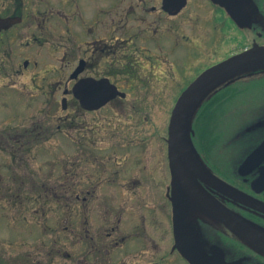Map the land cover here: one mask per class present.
Wrapping results in <instances>:
<instances>
[{
    "label": "rangeland",
    "instance_id": "rangeland-1",
    "mask_svg": "<svg viewBox=\"0 0 264 264\" xmlns=\"http://www.w3.org/2000/svg\"><path fill=\"white\" fill-rule=\"evenodd\" d=\"M81 1L28 0L26 23L11 32L13 48L20 54L15 64L20 59L21 65H16V72L0 71V246L5 251L4 264H87L79 258L83 227L58 231L71 218L70 210L62 211V206H97L98 217L91 207L86 218L106 219L103 206L156 205L163 191L160 184L169 180L165 156L171 111L195 65L179 67L168 60L157 64L140 56L146 66L131 70L130 57L119 46L102 41L95 47H79ZM98 4L102 10L108 5ZM122 7L125 4L117 5L115 22L117 36L125 37L129 19ZM190 13L182 15L180 28L191 27L194 15ZM87 17L86 27L96 29L94 18ZM97 29L98 33L87 31L86 40L111 36L103 23ZM26 57L31 63L23 68ZM81 57L90 62L83 74L111 77L128 92V99L117 98L96 111L84 110L71 93L75 80L70 79ZM66 88L68 108L63 109ZM228 106L232 112L226 115L224 128L236 140L241 130V97ZM57 123L63 125L62 131L52 137ZM82 142L84 146L79 145ZM46 206L53 209L55 226L48 252L40 247L46 241L40 221L46 219ZM38 247L43 254L34 255Z\"/></svg>",
    "mask_w": 264,
    "mask_h": 264
},
{
    "label": "flooded vegetation",
    "instance_id": "flooded-vegetation-1",
    "mask_svg": "<svg viewBox=\"0 0 264 264\" xmlns=\"http://www.w3.org/2000/svg\"><path fill=\"white\" fill-rule=\"evenodd\" d=\"M88 1L87 5L82 0L79 9L78 22L82 31L79 47L85 44L95 47L102 41L106 45L119 46L123 55L130 57L131 60L127 62L131 70L136 66H146L147 62L141 60L142 56L157 64L168 60L179 67L195 65L176 97L207 68L251 48H264V0ZM102 2L108 3L106 9L100 8L98 3ZM182 2L185 5L175 11ZM118 4H125L122 7L125 10L123 15L129 19L125 37L117 36L115 19ZM189 10L194 15L191 27L180 28L179 20ZM98 12L100 17L96 16ZM87 16L94 18L96 29L86 27ZM108 16L107 20H101ZM0 17L17 20L0 31V71L12 69L16 72V65H21L20 59L15 64L20 54L13 48L10 37L15 28L26 23L28 0H0ZM102 23L110 28L111 36L107 39L101 35V38L86 40L84 35L87 31L95 30L93 33H98L100 29L97 28L102 27ZM119 42H126V45L117 44ZM134 58L138 59L132 61ZM81 62L84 63L83 69L77 78H72ZM30 63L31 60L26 57L23 68ZM89 63L88 58L81 57L70 79L76 82L86 77L108 78L127 94L115 99H128V92L111 77L83 74ZM66 90L68 92H65L64 98L69 93V89ZM239 97L241 130L234 140L227 136L224 119L232 112L228 104ZM207 103V124L211 133L201 139L197 138L195 131L194 143L198 155L211 172L241 191V199L198 178L200 185L218 203L206 205L196 193L184 197L181 206H175L173 200L179 198L181 193L171 183L169 157L166 154L169 180L160 184L163 191L156 205L143 206L142 202L141 206H103L108 213L107 218L93 220L86 216L92 207V211L97 213L94 216L98 217L97 206H76L71 209L62 206V211L70 210L71 218H66L67 224L58 231L67 232L69 227H83L80 228L83 240L79 258L87 264H264V65L221 84L211 93ZM214 114L219 115L217 119L220 121L214 120ZM33 127L36 128L35 123ZM10 128L16 129L15 126ZM33 130L30 132L32 136ZM79 145L84 146L83 142ZM45 209L46 219L40 220L45 232L39 229L41 235L45 233L46 236V241L40 247L47 251L53 243L55 226L53 209L50 206ZM229 211L232 218L225 216L230 215ZM41 223L39 227H42ZM40 247L34 255L43 254ZM4 257V248L0 246V264H4Z\"/></svg>",
    "mask_w": 264,
    "mask_h": 264
},
{
    "label": "water",
    "instance_id": "water-1",
    "mask_svg": "<svg viewBox=\"0 0 264 264\" xmlns=\"http://www.w3.org/2000/svg\"><path fill=\"white\" fill-rule=\"evenodd\" d=\"M185 5L182 2L175 8L178 11ZM167 9L168 5H167ZM17 20L0 17V31L9 27ZM264 65V48H251L235 54L228 59L207 68L194 79L178 97L169 122L168 148L170 168L174 185L178 188L181 196L174 198L175 206L184 203V197L197 194V197L206 205L213 206L218 203L210 197L198 182V178L215 184L225 193L240 198L241 191L229 185L213 174L200 160L192 140L193 120L201 106L209 99L211 93L221 84L241 73ZM84 63L73 72L72 78H77L83 69ZM65 92H68L66 90ZM74 97L80 101L84 109L96 110L106 105L117 96L126 97V92L118 89L108 78L95 79L93 77L81 78L72 88ZM63 108L68 107L67 98H63ZM230 212V211H229ZM231 217L230 215H225ZM237 231V230H235ZM241 233V231H237Z\"/></svg>",
    "mask_w": 264,
    "mask_h": 264
},
{
    "label": "trees",
    "instance_id": "trees-1",
    "mask_svg": "<svg viewBox=\"0 0 264 264\" xmlns=\"http://www.w3.org/2000/svg\"><path fill=\"white\" fill-rule=\"evenodd\" d=\"M207 107H208V103L205 102L202 105V107L199 109L198 113L196 114V119L194 121V130L196 131L197 138L204 139L207 137V135H209L211 133V129L209 128V126L207 124L208 114H209L207 111ZM218 116H219L218 114L213 115V118L215 121H220L219 119H217ZM59 125H60L59 123L53 124L52 137L57 135L56 134L57 131H58V134L60 133L59 131H62V128L59 127ZM61 126H62V124H61ZM43 127H44V124H42L41 126L39 125L38 129L43 128ZM29 200H30V198H29Z\"/></svg>",
    "mask_w": 264,
    "mask_h": 264
}]
</instances>
